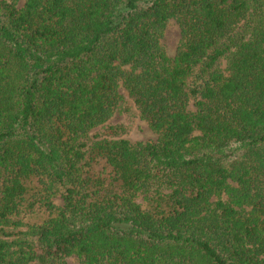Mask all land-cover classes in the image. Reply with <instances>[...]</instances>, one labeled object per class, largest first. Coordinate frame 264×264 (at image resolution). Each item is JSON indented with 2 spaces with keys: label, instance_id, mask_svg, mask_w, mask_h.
Returning a JSON list of instances; mask_svg holds the SVG:
<instances>
[{
  "label": "trees",
  "instance_id": "1",
  "mask_svg": "<svg viewBox=\"0 0 264 264\" xmlns=\"http://www.w3.org/2000/svg\"><path fill=\"white\" fill-rule=\"evenodd\" d=\"M19 1L0 0V264H264V0ZM127 109L157 142L108 126Z\"/></svg>",
  "mask_w": 264,
  "mask_h": 264
},
{
  "label": "rangeland",
  "instance_id": "2",
  "mask_svg": "<svg viewBox=\"0 0 264 264\" xmlns=\"http://www.w3.org/2000/svg\"><path fill=\"white\" fill-rule=\"evenodd\" d=\"M26 0L19 1V7L22 8ZM181 41V30L176 21H171L164 38L162 39V45L170 58H174L178 52L179 44ZM121 93L125 98V101L130 102V98L125 89H121ZM121 125L125 128L123 132V138L128 139L130 142L146 143L157 142L158 135L150 128L149 124L142 120L136 112L130 110H122L116 113L113 119L109 122L108 126ZM101 132V128L96 132ZM58 204H62L60 200H56ZM65 264H78L76 259H68Z\"/></svg>",
  "mask_w": 264,
  "mask_h": 264
}]
</instances>
